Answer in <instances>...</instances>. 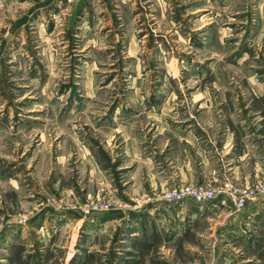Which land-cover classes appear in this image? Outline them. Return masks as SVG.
<instances>
[{"label": "rangeland", "instance_id": "1", "mask_svg": "<svg viewBox=\"0 0 264 264\" xmlns=\"http://www.w3.org/2000/svg\"><path fill=\"white\" fill-rule=\"evenodd\" d=\"M187 124L264 141V0H0V264H264V218L252 244L224 228L264 203V163L181 181Z\"/></svg>", "mask_w": 264, "mask_h": 264}, {"label": "crops", "instance_id": "2", "mask_svg": "<svg viewBox=\"0 0 264 264\" xmlns=\"http://www.w3.org/2000/svg\"><path fill=\"white\" fill-rule=\"evenodd\" d=\"M227 116L228 114L223 116L225 118L221 119L222 122L220 119L218 120L219 123H222V127H224V125L225 126L228 125L229 116L228 117ZM195 121L196 120L194 119L193 122L195 123ZM191 125L192 124H187L185 125V127L187 128L190 127ZM241 130L242 128L239 127L238 131L241 132ZM216 133L217 132L215 129L205 130L200 126H198L196 130L187 128L185 132H182L180 129H177V127L173 128V139L175 140L176 143L181 144L183 141H185L183 139H186L188 141V142L186 141L185 146L183 145L184 147H182L183 148L182 153L185 154V157L184 155L181 156V159L177 157H173L175 159L174 161L177 163V165H179L176 167L179 169V172L174 177L176 178L178 177V179H180L181 181L185 180V181L193 182L194 170L196 169L198 171V169L195 168V164H194L195 159L197 157H198L197 159L201 160V164H202L201 167L202 169L199 172L198 177L200 176L205 179L212 178L214 180H218L221 179L222 177H226L227 174L229 176H232L234 179H239V178L247 179V177H244L247 175L248 172L247 170H252V169L262 170L263 168L262 164L264 163V149L262 148L260 151H258L257 147L258 145L260 146V144H264V141L257 139L259 143H255L253 141L254 138L249 139L246 135L241 137L238 136L239 134L236 132V134L234 135L236 140L233 143V146H231L232 148H229L227 145L228 142L230 143L231 141L230 136L232 137L233 133L229 132V130L226 129L222 133H219V135L215 138L214 135ZM241 134H243V132ZM210 135L212 136V138L210 137ZM198 137H202L203 140L199 139ZM209 137L211 139L214 138L216 139L215 146L207 144V142L210 139ZM239 139L241 141L240 144H238ZM211 144H215V143L213 142ZM252 144L253 146L254 145L255 146L253 147ZM176 145L174 147H176ZM217 145L219 146L218 152L219 153L222 152V154L224 155L223 162L220 161L222 158L217 157V159L215 158L213 159V156L207 153V151L210 150L212 151L213 147L218 148ZM226 199L228 204L232 206L230 200L228 198ZM222 202L223 200L221 198H218L212 205L210 206L208 205L206 208L202 206L203 209H206L203 210L202 212H200L201 208L200 207L198 208V206H192V207L186 206L185 211L186 212L188 211L190 215L197 212H200L202 214L204 211L216 212V213L222 212L219 211L220 207L218 205V203H222ZM263 218H264V203L259 201V203L258 202L254 203L250 205L249 208L239 213L235 212L234 214H229V218L227 219L229 225L224 227L225 229L226 228L229 229L225 232L226 234L229 235H232L234 233L245 235L242 234V232H246V230H251L252 232H248L245 236L249 238L247 243L252 244V242L255 241L257 238V236L254 233H256V230L259 229V225L263 222ZM133 219H135L136 221L134 222L133 220H131V222H128V224L133 227L129 229L128 232L132 234H136L138 229L137 228L135 229L134 226L137 227V225L139 224L142 226V223L145 224L146 221L150 223V221L152 220V215L149 214V212H143L141 214L135 215ZM248 221L252 223L251 227L253 229L250 227V224L247 223ZM221 226L222 225L218 227Z\"/></svg>", "mask_w": 264, "mask_h": 264}, {"label": "built area", "instance_id": "3", "mask_svg": "<svg viewBox=\"0 0 264 264\" xmlns=\"http://www.w3.org/2000/svg\"><path fill=\"white\" fill-rule=\"evenodd\" d=\"M224 186L226 190L231 191L230 184H225ZM222 190H223L222 188L221 190H217L215 188H205V187H200V186L183 185V186L176 187V188H173L172 190L167 191L166 197L169 200H173V201L192 199L196 202H204L209 199H212L215 195H217V193H220ZM229 195L237 207L244 206L245 204L244 199L238 198L234 191Z\"/></svg>", "mask_w": 264, "mask_h": 264}]
</instances>
